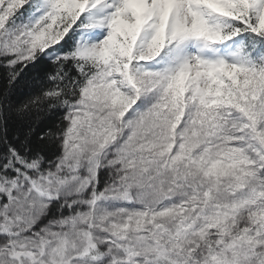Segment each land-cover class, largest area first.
<instances>
[{
	"label": "snow or ice",
	"instance_id": "snow-or-ice-1",
	"mask_svg": "<svg viewBox=\"0 0 264 264\" xmlns=\"http://www.w3.org/2000/svg\"><path fill=\"white\" fill-rule=\"evenodd\" d=\"M0 264H264V0H0Z\"/></svg>",
	"mask_w": 264,
	"mask_h": 264
}]
</instances>
